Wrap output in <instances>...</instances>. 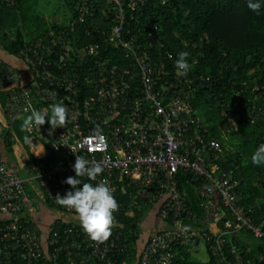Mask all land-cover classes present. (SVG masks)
Here are the masks:
<instances>
[{"label":"built area","instance_id":"obj_1","mask_svg":"<svg viewBox=\"0 0 264 264\" xmlns=\"http://www.w3.org/2000/svg\"><path fill=\"white\" fill-rule=\"evenodd\" d=\"M110 1L114 9L110 29L102 30L104 46H75L63 26L49 28L43 38H32L19 49L15 57L24 68L0 56V133L10 129L7 139L15 140L13 122L32 109L50 111L61 102L68 109L65 127L51 129L45 123L27 132L56 152L55 162L31 165L26 179L0 157V253L18 255L26 264H64V258L68 264H117L128 251L119 225L97 244L84 233L75 212L57 203V194L73 190L63 181L75 176L77 155L89 166H102L103 172L89 182L106 181L113 189L119 204L116 221L126 194L131 207L146 205L159 219L148 227L131 264H179L175 256L182 250L192 254L195 264H261L264 250L255 259L245 256L235 238L247 232L264 240V216L257 221L252 205L242 203L237 167H224V144L207 134L194 112L197 80L207 78L194 72L197 58L188 61L187 76H177V57L166 43L152 30L142 31L141 38L126 24L127 17H135L127 9L145 0ZM0 2L11 6L15 0ZM93 3L79 0L71 23L93 16ZM109 47L121 50L123 62L111 59ZM183 173L198 197L197 208L180 185ZM26 180L35 182L33 195ZM36 197L52 215L46 229L34 217ZM200 243L203 258L194 256ZM245 249L251 251V246Z\"/></svg>","mask_w":264,"mask_h":264},{"label":"trees","instance_id":"obj_2","mask_svg":"<svg viewBox=\"0 0 264 264\" xmlns=\"http://www.w3.org/2000/svg\"><path fill=\"white\" fill-rule=\"evenodd\" d=\"M78 1L64 0L68 10L64 21L47 22L35 15L37 27L25 31L19 28L17 21L27 17L31 0H15L11 6L0 2V48L15 56L30 39L43 38L49 28L63 26L69 36L75 38V46L86 42L104 46L102 30L110 29L112 2L94 0V15L79 23H71L77 14ZM261 2L257 14L247 7L246 0H145L138 8L127 9L134 11L136 18L127 17L126 22L131 32L141 38L144 37L142 31L152 30L151 33L164 41L175 57L179 52L187 51L188 61L197 58L192 68L207 78L197 80L198 90L192 100L194 112L200 116L207 134L224 144L223 165L237 167L235 173L240 178L239 189L243 193L241 201L252 205V215L257 221L264 216V164H253L251 156L259 144L264 143V0ZM154 25L158 28L154 29ZM109 50L112 60L123 62L120 49L109 47ZM3 98L0 90L1 103ZM233 117L236 127L230 123ZM22 118L16 119L11 128L26 146L23 138L30 135L21 131ZM10 131L5 129L0 133L7 152L12 151L13 140L7 139ZM28 153L36 162L34 155ZM57 158L56 152L46 146L43 162L47 165ZM79 179L89 182L85 177ZM180 185L187 189L189 200L197 208L198 197L184 173ZM122 201L117 222L125 235L122 239L129 242V248L119 255L117 264L125 260L128 261L126 264H131L130 258L135 257L138 246L147 237V233L141 236V229L149 207H131L127 194L122 195ZM47 204L54 206L49 199ZM51 216L49 214L50 220ZM235 242L245 256L254 259L258 251L264 250V240L247 232L243 237L235 238ZM228 243L227 240L225 245ZM246 246H251V251L246 252ZM175 258L179 264H195L192 254L184 250ZM63 263L68 264L65 258ZM0 264L26 262L18 255L5 257L1 252Z\"/></svg>","mask_w":264,"mask_h":264},{"label":"clouds","instance_id":"obj_3","mask_svg":"<svg viewBox=\"0 0 264 264\" xmlns=\"http://www.w3.org/2000/svg\"><path fill=\"white\" fill-rule=\"evenodd\" d=\"M166 2V0H162ZM247 7L259 14L262 7L261 0H246ZM189 53L181 51L174 62L177 76H187L191 70L188 63ZM171 59V55L169 56ZM48 123L51 129L65 127L68 123V109L63 102L53 104L49 110L32 109L30 114L22 118L21 131L31 132L33 127ZM235 127V122L230 120ZM24 142L31 144L32 139L24 136ZM44 150V149H43ZM43 150L39 153L40 155ZM253 164H264V143L259 144L251 156ZM75 176L67 177L63 182L71 186L63 196L57 194L56 201L61 206L75 212L76 218L89 239L97 244L106 242L112 235V229L118 226L114 213L118 211L119 204L113 195V189L106 181L96 184L84 182L80 177H87L94 181L103 172L99 164L89 166V162L82 156H77L73 165Z\"/></svg>","mask_w":264,"mask_h":264},{"label":"crops","instance_id":"obj_4","mask_svg":"<svg viewBox=\"0 0 264 264\" xmlns=\"http://www.w3.org/2000/svg\"><path fill=\"white\" fill-rule=\"evenodd\" d=\"M0 56L7 60L10 61L11 63L15 64L18 67L24 68V64L15 57L14 55H11L9 53H6L4 50L0 48ZM3 118V113H2V104L0 102V119ZM30 139H32V143L28 144L26 143V146L24 143L16 136L15 140L12 142V151L7 152L6 151V146L5 143L0 136V156L3 157L5 160H7L8 165L15 170L17 173L19 171H22L23 174L21 176L25 177L26 179L30 176V166L33 164H38L43 162V158L46 156V146L42 142L41 139L34 137V136H29ZM44 149V150H43ZM41 150L43 152L40 155H37L35 153H39ZM31 152L34 157L37 159L36 162H34L30 154L28 153ZM20 174V173H19ZM34 181H27L26 184H28V192L33 195L34 189L32 185L34 184ZM32 184V185H31ZM35 204L38 206L37 211L34 213V217L37 220L38 224L42 227V229H46L48 225V220L49 218V212L47 210V207L45 206V202L41 200V198L36 197L35 198ZM149 212L147 217H149V225L155 226L159 224V219L155 216L154 211L151 208H148ZM2 216V213H0V217ZM198 257V256H197Z\"/></svg>","mask_w":264,"mask_h":264},{"label":"rangeland","instance_id":"obj_5","mask_svg":"<svg viewBox=\"0 0 264 264\" xmlns=\"http://www.w3.org/2000/svg\"><path fill=\"white\" fill-rule=\"evenodd\" d=\"M28 8L29 11L26 12L27 17L25 19L19 18L17 21L19 28L24 31L29 28L37 27L38 23L35 15H39L43 19L45 18L47 22H62L64 21L65 11H68L64 4V0H31ZM19 173L20 175L23 174L22 171H19ZM148 222H150L149 217H146L145 224H143L141 229V236L147 233L148 227H150ZM194 256H199V258L205 256V247L203 243L199 244V251L197 254L195 253Z\"/></svg>","mask_w":264,"mask_h":264}]
</instances>
